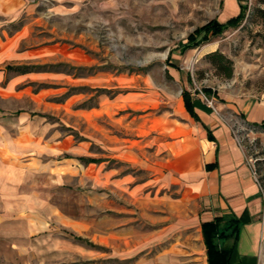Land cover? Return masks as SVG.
<instances>
[{
    "label": "rangeland",
    "instance_id": "1",
    "mask_svg": "<svg viewBox=\"0 0 264 264\" xmlns=\"http://www.w3.org/2000/svg\"><path fill=\"white\" fill-rule=\"evenodd\" d=\"M225 4L0 0V264H158L179 211L204 208L181 175L199 128L183 89L222 110L264 191V129L221 103L264 101V0L238 1L239 26L182 50ZM214 50L231 77L205 59Z\"/></svg>",
    "mask_w": 264,
    "mask_h": 264
},
{
    "label": "crops",
    "instance_id": "2",
    "mask_svg": "<svg viewBox=\"0 0 264 264\" xmlns=\"http://www.w3.org/2000/svg\"><path fill=\"white\" fill-rule=\"evenodd\" d=\"M238 1L226 0L228 18L239 12ZM227 18V19H228ZM28 73V72H27ZM192 96V95H191ZM194 99L195 121L199 128L181 148V175L189 181V190L202 199L203 209L197 213L180 210L177 221L166 235L169 244L156 258L158 264H207L201 224L219 215H232L239 220L237 238L230 255V264H262L264 243V203L259 183L246 162L245 153L234 132L220 112L213 111ZM224 108L241 115L245 122L264 119V101L252 98L221 101ZM221 109V106H218ZM186 110V109H185ZM205 125L213 140L207 137ZM198 168H193L197 167ZM186 201L181 200L180 203ZM224 244H232L228 239Z\"/></svg>",
    "mask_w": 264,
    "mask_h": 264
},
{
    "label": "trees",
    "instance_id": "3",
    "mask_svg": "<svg viewBox=\"0 0 264 264\" xmlns=\"http://www.w3.org/2000/svg\"><path fill=\"white\" fill-rule=\"evenodd\" d=\"M247 7L239 4V12L229 17L223 22L216 18L208 21L206 24L197 27L192 33L187 36L186 42L182 45V50L194 48L202 42H206L211 36L220 35L227 28H235L247 17ZM253 16L257 17L260 22L264 23V7H255L252 12ZM261 45L264 48V34L260 35ZM205 59L209 62L215 72L223 77H231L233 73L232 60L219 50H214L205 55ZM53 65L47 64H16L7 65L5 67L7 72L23 74L27 72L50 71L49 67ZM205 92L210 93L209 89ZM210 95V94H209ZM182 100L186 111L195 120L199 121L198 116L194 112V99L186 89L181 91ZM247 126L254 129L259 127L264 129V119L260 122H245ZM207 131V137L213 140L208 127L203 125ZM83 159V158H81ZM84 160V159H83ZM228 217V218H227ZM227 219V220H225ZM239 227V220L232 215L215 216L212 220L203 222L201 224L202 235L206 247L207 264H230V255L233 250L234 242L237 238V230ZM228 239H232V244H224Z\"/></svg>",
    "mask_w": 264,
    "mask_h": 264
},
{
    "label": "built area",
    "instance_id": "4",
    "mask_svg": "<svg viewBox=\"0 0 264 264\" xmlns=\"http://www.w3.org/2000/svg\"><path fill=\"white\" fill-rule=\"evenodd\" d=\"M235 137H236V139H237L239 145H240L241 147H243L242 144H240V141L238 140V137H237L236 135H235ZM245 159H246V162H247V164L249 165V167H250V169H251V173H252L254 179L258 182V179H257V173H256V169H255V166H254L255 158H253L252 155H248V156L245 155ZM258 183H259V182H258ZM259 185H260V184H259ZM261 191H262V195H261V196H262V201H263V203H264V191L262 190V188H261Z\"/></svg>",
    "mask_w": 264,
    "mask_h": 264
}]
</instances>
